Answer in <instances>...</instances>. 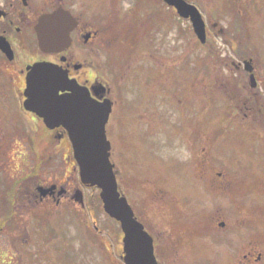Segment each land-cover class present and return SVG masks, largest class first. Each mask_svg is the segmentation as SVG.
<instances>
[{
  "label": "flooded vegetation",
  "instance_id": "flooded-vegetation-1",
  "mask_svg": "<svg viewBox=\"0 0 264 264\" xmlns=\"http://www.w3.org/2000/svg\"><path fill=\"white\" fill-rule=\"evenodd\" d=\"M155 1L160 3L158 7L173 13L168 23L158 21L160 27L171 23L177 26L176 9L163 0H149L150 4ZM200 1L208 12L207 19L204 17L207 32L204 45L207 44L209 51L205 53V60L211 65L214 58V63L222 67L220 92L228 101L226 116L217 120L219 135L242 132L249 136L254 148L246 149L245 154L255 156V160L258 159L255 162L264 163V0H193L191 3L200 6L197 3ZM113 2L116 4V0ZM121 7L101 6L97 0H0V264H36V245L41 247L49 241V231L45 228L49 218L46 213L36 215L33 207L37 201L45 205L63 204V197L69 193L63 184H51L45 178L50 168L51 152L47 140L52 130L37 113L26 108L28 75L38 64L54 65L66 72L71 80L87 87L94 99L110 98L113 102L111 121L117 99L113 100L111 86L99 78L96 67L104 45L102 30L115 24L112 13L120 11ZM148 7L157 5L132 6L129 11L131 14L148 11ZM86 9L93 13L92 18L85 17ZM58 10L68 12L75 21L70 33L71 42L60 51H45L39 44L37 26L40 19ZM213 10L215 16H212ZM100 11L109 14L103 15V25H100ZM145 21L148 23L147 16ZM157 27L159 24L152 21L141 36L127 38L129 52H134L142 41H147V45L150 42L152 51L158 50L157 41L146 36L148 28L152 31ZM132 29L133 25L129 26L127 33ZM217 32L222 40L220 44L216 42L219 48L208 41L216 38ZM213 49L219 54H214ZM154 55L151 54V58ZM65 93L61 91L60 95ZM158 95L149 103H158L155 100ZM208 97L210 104L213 103L211 96ZM205 120L206 129L204 127L202 133L212 139V118L205 117ZM194 129V133L200 134ZM57 130L59 138H69L67 131ZM37 140H43V150L37 149ZM20 141L32 142V148L23 146L21 150ZM219 157L225 162L222 166L225 172H218L221 179L214 181L211 187L217 189L222 202L217 210L204 214V228L200 233L204 245H193L194 237L200 239L198 234L191 235L187 245H175L170 230L158 236L146 220L136 215L153 238L158 264H264V181L259 177L260 182L251 181L249 175L244 180L243 175H238L236 165L227 164L229 161L239 163L237 157L230 160L223 155ZM23 165L27 171L19 175ZM250 168L243 167V171ZM19 205L28 207L29 211L20 212ZM121 232L114 249H117L118 257L114 252L110 264H128L124 233ZM107 243L110 250L114 242L108 240Z\"/></svg>",
  "mask_w": 264,
  "mask_h": 264
},
{
  "label": "rangeland",
  "instance_id": "rangeland-1",
  "mask_svg": "<svg viewBox=\"0 0 264 264\" xmlns=\"http://www.w3.org/2000/svg\"><path fill=\"white\" fill-rule=\"evenodd\" d=\"M97 1L101 6H123L112 13L115 24L102 30L104 45L96 67L99 78L111 86L113 100L117 99L107 134L120 189L138 218L146 220L156 235L170 230L175 245H187L191 235L198 234L200 239L194 237L193 245L202 246L204 214L217 210L222 202L217 189L211 187L221 179L218 172H225L222 168L225 162L219 156L228 160L237 157L239 163L227 164L236 165L238 175H243L244 180L249 175L254 182L264 181V163L245 154L246 149L254 148L249 136L242 132L219 135L217 120L226 116L228 103L220 92L222 67L214 63V58L211 65L205 60L208 46L198 41L188 20L179 17L177 26L165 25L173 13L158 7L160 3L156 1L153 4L149 0H116V4L113 0ZM197 3L206 18L208 12L202 1ZM137 5L157 7L131 14L129 9ZM89 9L84 14L90 19L93 13ZM103 15L109 16L100 11V25L105 24ZM215 15L213 10L212 16ZM159 20L165 23L163 27ZM152 21L159 27L152 31L148 28L146 36L157 41L158 50L152 51L150 42L147 45V41H142L130 55L127 38L141 36ZM131 25L133 29L127 33ZM217 34V39L208 41L219 48L222 40ZM212 52L219 54L215 49ZM157 95L158 103H149ZM208 95L214 100L211 104ZM205 117L212 118V139L202 133L206 129ZM194 127L200 134L194 133ZM57 131L52 130L49 140L46 139L51 160L45 178L51 184H63L69 193L63 197V204L45 205L37 201L33 207L36 215L46 213L49 218L45 216L44 221L49 241L41 247L36 245V264H110L114 252L118 257L114 249L116 239L122 235L121 226L104 211L100 190L82 184L71 141L59 138ZM36 144L37 149L43 150V140H37ZM23 146L30 149L32 142L20 141L21 150ZM248 166L252 173L250 169L243 171ZM20 169L19 175L27 171L24 165ZM76 190L83 192L84 205L75 200ZM19 206L20 212L29 211L28 207ZM108 240L114 242L110 250Z\"/></svg>",
  "mask_w": 264,
  "mask_h": 264
},
{
  "label": "water",
  "instance_id": "water-1",
  "mask_svg": "<svg viewBox=\"0 0 264 264\" xmlns=\"http://www.w3.org/2000/svg\"><path fill=\"white\" fill-rule=\"evenodd\" d=\"M178 14L189 19L198 39L205 43L206 23L191 0H164ZM75 21L58 10L40 19L37 26L39 44L45 51H60L70 45V33ZM26 108L37 113L52 130L64 128L74 150L83 185L100 189L106 214L118 221L124 233L128 264H158L154 256L153 238L137 219L127 197L120 191L115 165L111 161L112 144L107 125L113 110L110 99L97 100L89 89L71 80L66 72L54 65L38 64L28 75ZM66 92L60 95V92ZM75 200L83 203L82 191Z\"/></svg>",
  "mask_w": 264,
  "mask_h": 264
}]
</instances>
